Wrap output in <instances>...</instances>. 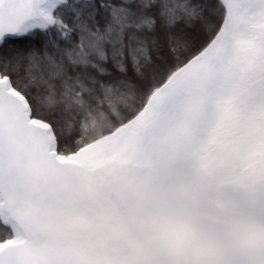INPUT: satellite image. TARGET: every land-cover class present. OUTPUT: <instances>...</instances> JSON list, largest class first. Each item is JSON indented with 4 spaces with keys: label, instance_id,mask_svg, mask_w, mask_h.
I'll use <instances>...</instances> for the list:
<instances>
[{
    "label": "snow or ice",
    "instance_id": "6c2138e0",
    "mask_svg": "<svg viewBox=\"0 0 264 264\" xmlns=\"http://www.w3.org/2000/svg\"><path fill=\"white\" fill-rule=\"evenodd\" d=\"M0 264H264V0H0Z\"/></svg>",
    "mask_w": 264,
    "mask_h": 264
}]
</instances>
